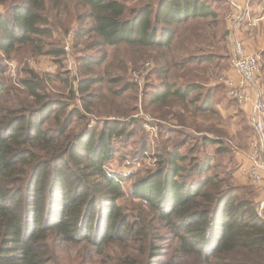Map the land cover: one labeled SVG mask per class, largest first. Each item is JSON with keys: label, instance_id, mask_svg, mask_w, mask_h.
Instances as JSON below:
<instances>
[{"label": "trees", "instance_id": "16d2710c", "mask_svg": "<svg viewBox=\"0 0 264 264\" xmlns=\"http://www.w3.org/2000/svg\"><path fill=\"white\" fill-rule=\"evenodd\" d=\"M124 1L0 0V52L62 54L49 40L53 28H66L62 11L72 2L79 23L73 36L90 37L87 48L125 44L159 52L150 62L159 80L148 85L144 109L149 104L181 126L185 112L203 119L211 112L220 120L210 103L213 87L189 69L228 58V45L223 57L206 33L218 22L222 0H143L136 7ZM105 58H81L82 109L68 111L33 71L21 79L23 88L9 86L0 59V264H264V206L259 213L252 187L232 182L231 146L217 124L211 131L195 126L199 137L190 139L197 144L185 153L183 131L156 125L155 167L130 175L104 167L114 157V141L136 132L133 118L88 125L82 113H91L90 90L103 81L89 74ZM174 104L181 108L175 115ZM75 117L84 121L77 130L71 129ZM224 154L227 165L218 160ZM123 181L131 198L124 205Z\"/></svg>", "mask_w": 264, "mask_h": 264}, {"label": "rangeland", "instance_id": "374dc122", "mask_svg": "<svg viewBox=\"0 0 264 264\" xmlns=\"http://www.w3.org/2000/svg\"><path fill=\"white\" fill-rule=\"evenodd\" d=\"M142 1L125 0L124 2L128 7H136ZM71 5L72 2H69L67 9L62 11L61 21L66 28L58 31L53 28V34L49 40L50 43L54 45L57 43L63 47L64 52L62 54L53 56L45 54L30 55L24 49H17L6 56L0 52V59L5 64L4 78L8 85L23 88L20 86L21 79L26 77L29 71H33L44 77L45 82L43 86L45 92L49 93L52 97L61 98L68 103L67 111L72 108L81 110L82 106L77 86L78 81L84 75L83 72L86 71L82 67L81 58L92 55L100 56L105 53L106 58L102 64L93 67L92 72L89 74L99 76L103 79L101 83L93 85L92 90H90L94 94L92 111L91 113L84 111L82 113L88 120V125L94 124L96 121H101L104 118H120L125 120H131L133 118L135 119L136 125L135 135L129 140L122 143L120 140L114 141V157L110 162L105 163V168L114 170L121 175H130L137 170L155 167L154 153L157 144L155 139L158 137L156 125L157 127L159 125L170 126L183 131L181 137L186 138L188 144L183 145L180 150L182 153H185L188 151L190 145L193 143L194 145L197 144L194 140L190 139L192 138L191 135L199 137V133L194 130L195 126L200 125L202 129L211 131L213 124H217L218 127H221L220 130L226 131L225 138H227L231 146L230 155L232 162L229 164V167L234 163L233 167L236 168L231 179L232 182L248 186V188L252 187L253 194L256 200L259 201L258 197H260L261 188L254 185L246 177L237 179L236 176L239 165L238 154L246 149L248 139L253 134L248 109L246 106H241L230 99L224 86L217 82V78L221 73L229 70L230 47L228 58L224 57L225 55L223 54L226 51L224 47L227 41V36L223 35L224 30L221 24L223 12L219 11L218 22L216 24L206 26V33L211 37L209 43L218 48L224 58L198 66L201 67L200 70L195 66H191L192 68L189 69V72L193 75L199 73L197 79L201 83L207 87H213L210 103L217 109L220 120H218L216 114L213 115L211 112L205 115V119L193 117L188 112H185L180 118L181 123H185V127L184 124L183 126L176 125L178 120L176 118L174 119L172 115L166 117L167 119L159 117L158 115L160 114L153 111L151 106L147 104V100L145 101L148 106L147 108L144 109V103L142 104L146 93L150 92L148 85L152 83L156 84L159 80L150 70L152 57L155 53L158 56L159 52L149 49L140 51L136 50V48H130L125 44L117 47L87 48L89 42L92 41L90 37L76 38L73 36L75 33L74 30L77 29L79 23L72 14L73 8ZM220 5L222 4L220 3ZM3 11L4 7L0 6V12ZM223 18L225 19V16ZM159 63L161 64V62ZM261 64H264L263 58H261ZM112 79H119V82H113L111 81ZM193 79L196 78H191V80ZM196 93L198 92H193V95ZM170 109H173L174 115L176 111H181V108L176 104L172 105ZM161 114L163 116V113ZM83 124V120L75 117L72 121L71 129L77 130ZM186 132L189 133L187 136L185 134ZM177 139L174 138V140ZM143 143L144 147L141 146ZM212 149L209 147L208 151H212ZM227 159V154L218 158L224 164ZM225 165H227V162ZM216 170L218 171L220 168ZM121 185L123 195L119 202L124 205L130 202L131 199L129 195L130 184L129 181H123ZM71 251L74 254L77 252V249ZM114 251L110 250V253L112 254ZM87 264H100V262L96 261L95 263Z\"/></svg>", "mask_w": 264, "mask_h": 264}, {"label": "built area", "instance_id": "2783aa9c", "mask_svg": "<svg viewBox=\"0 0 264 264\" xmlns=\"http://www.w3.org/2000/svg\"><path fill=\"white\" fill-rule=\"evenodd\" d=\"M223 1L226 6V36L230 47L229 70L222 72L217 82L224 86L230 99L248 109L253 134L248 139L246 149L241 152L245 162L237 170L261 188L264 185V92L261 86V57L260 53L249 51L239 36L242 20L249 12L250 0ZM260 19L264 20V17ZM263 206L264 198L259 202V213Z\"/></svg>", "mask_w": 264, "mask_h": 264}, {"label": "crops", "instance_id": "0c3cea01", "mask_svg": "<svg viewBox=\"0 0 264 264\" xmlns=\"http://www.w3.org/2000/svg\"><path fill=\"white\" fill-rule=\"evenodd\" d=\"M220 3L222 5H220ZM225 9H226V6L224 5L223 0L219 1V8L217 9V12L223 11L222 16H221L222 17L221 24L223 25V30H224L223 32L227 33V23L225 19L223 18ZM261 17H264V0H250L249 12H248V15L244 17L242 20L239 36L242 38L245 47L249 51L260 53V56L261 58H263V62H264V20H261L260 19ZM214 19L217 20L218 15ZM208 20H212V19L207 18L206 21ZM252 23H254V25ZM226 44L228 45V43ZM260 64H261V59H260ZM261 70H262L261 86L264 92V64L263 65L261 64ZM237 158L239 160L238 161L239 165L245 162L242 157L241 152L238 154ZM236 172L238 173V171ZM238 174L236 175L237 179L244 178L242 174L240 173ZM260 190H261V194H260V197H258L259 202L264 198V185L263 187H261Z\"/></svg>", "mask_w": 264, "mask_h": 264}]
</instances>
